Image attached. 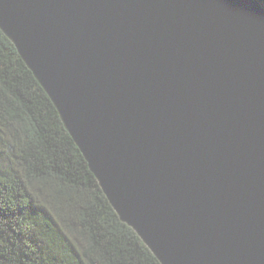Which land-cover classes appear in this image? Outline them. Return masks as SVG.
<instances>
[{
	"label": "water",
	"instance_id": "obj_1",
	"mask_svg": "<svg viewBox=\"0 0 264 264\" xmlns=\"http://www.w3.org/2000/svg\"><path fill=\"white\" fill-rule=\"evenodd\" d=\"M0 28L162 264H264L259 0H0Z\"/></svg>",
	"mask_w": 264,
	"mask_h": 264
},
{
	"label": "trees",
	"instance_id": "obj_2",
	"mask_svg": "<svg viewBox=\"0 0 264 264\" xmlns=\"http://www.w3.org/2000/svg\"><path fill=\"white\" fill-rule=\"evenodd\" d=\"M0 264H162L113 208L1 28Z\"/></svg>",
	"mask_w": 264,
	"mask_h": 264
}]
</instances>
